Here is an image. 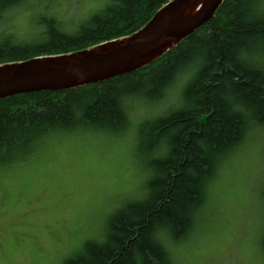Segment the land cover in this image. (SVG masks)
<instances>
[{"label": "trees", "instance_id": "obj_1", "mask_svg": "<svg viewBox=\"0 0 264 264\" xmlns=\"http://www.w3.org/2000/svg\"><path fill=\"white\" fill-rule=\"evenodd\" d=\"M29 1L0 0V64L130 35L170 0H103L66 28L51 11L39 12L33 38L16 41L8 14ZM262 46L264 0H225L208 22L138 70L84 87L0 99L2 169L25 161L51 133L118 134L130 124L133 102L159 112L168 91L189 80L180 105L138 125L137 147L151 174L144 195L110 216L103 241L87 240L63 264H179L171 246L189 239L221 166L255 126H264V62L244 58Z\"/></svg>", "mask_w": 264, "mask_h": 264}, {"label": "rangeland", "instance_id": "obj_2", "mask_svg": "<svg viewBox=\"0 0 264 264\" xmlns=\"http://www.w3.org/2000/svg\"><path fill=\"white\" fill-rule=\"evenodd\" d=\"M102 3L31 0L8 14L6 26L16 41L29 42L45 9L66 28ZM187 80L168 91L159 112L130 104V124L118 134L51 133L25 161L0 169V264H63L87 240L103 241L110 216L141 198L151 175L137 147L139 123L180 105ZM212 185L189 239L171 246L177 262L264 264V126L253 128Z\"/></svg>", "mask_w": 264, "mask_h": 264}, {"label": "water", "instance_id": "obj_3", "mask_svg": "<svg viewBox=\"0 0 264 264\" xmlns=\"http://www.w3.org/2000/svg\"><path fill=\"white\" fill-rule=\"evenodd\" d=\"M225 0H170L134 33L74 52L0 64V99L79 88L138 70L208 22Z\"/></svg>", "mask_w": 264, "mask_h": 264}, {"label": "snow or ice", "instance_id": "obj_4", "mask_svg": "<svg viewBox=\"0 0 264 264\" xmlns=\"http://www.w3.org/2000/svg\"><path fill=\"white\" fill-rule=\"evenodd\" d=\"M248 55L253 60L258 59L261 62H264V46L261 47V50L258 54L257 53H249Z\"/></svg>", "mask_w": 264, "mask_h": 264}, {"label": "bare ground", "instance_id": "obj_5", "mask_svg": "<svg viewBox=\"0 0 264 264\" xmlns=\"http://www.w3.org/2000/svg\"><path fill=\"white\" fill-rule=\"evenodd\" d=\"M45 11H48L47 9H45L43 12H45ZM41 12V11H40ZM249 53H251L250 52V50H247L245 53H244V58H245V60H250V57H249Z\"/></svg>", "mask_w": 264, "mask_h": 264}]
</instances>
